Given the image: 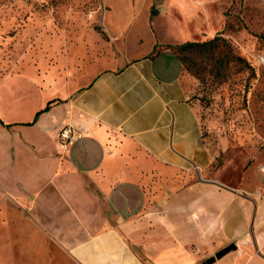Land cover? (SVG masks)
I'll return each instance as SVG.
<instances>
[{"label":"crops","instance_id":"obj_1","mask_svg":"<svg viewBox=\"0 0 264 264\" xmlns=\"http://www.w3.org/2000/svg\"><path fill=\"white\" fill-rule=\"evenodd\" d=\"M165 23L118 68L54 88L52 71L8 76L29 81L34 98L0 105V264H195L224 240L264 264V170L175 189L177 175L204 179L212 157L190 75L171 49L153 51L195 30L188 17Z\"/></svg>","mask_w":264,"mask_h":264},{"label":"rangeland","instance_id":"obj_2","mask_svg":"<svg viewBox=\"0 0 264 264\" xmlns=\"http://www.w3.org/2000/svg\"><path fill=\"white\" fill-rule=\"evenodd\" d=\"M187 1L190 4L173 0H0V105L8 94L33 104L30 82L9 75L35 70L43 78L52 71L46 87L54 88L60 81L66 85L94 66L99 70L122 66L140 55L146 35L157 38V30L167 34V17H188L195 30L188 41L215 36L224 40L214 51L183 52L186 64L182 67L193 81L192 101L212 160L204 179L194 172L177 175L175 189L200 180L218 182L220 175L225 185L216 184L230 187L246 168L264 170V0ZM180 43L157 42L153 51ZM216 58L222 64L219 73L212 68ZM39 87L45 88L41 83ZM160 194L159 201L169 191ZM212 242L213 246L200 250L195 264H203L230 243H236V250L222 257L235 255L234 264H246V251L238 250L244 249L243 243Z\"/></svg>","mask_w":264,"mask_h":264},{"label":"trees","instance_id":"obj_3","mask_svg":"<svg viewBox=\"0 0 264 264\" xmlns=\"http://www.w3.org/2000/svg\"><path fill=\"white\" fill-rule=\"evenodd\" d=\"M220 40L223 41L224 39H222L219 36H215V37H213L209 40H205V41H185V42L180 43L178 45H175V46L169 45L167 47L173 49L174 54L176 55V57L179 59V61L182 63V65L184 67L185 66L184 64H186V59H185V56L183 55L184 51H187V50L197 51V52L214 51L216 48H218V46H219L218 42ZM210 58H212V54H210ZM236 59L238 61L245 62L240 57H236ZM213 67L216 68V72H218V73L221 72L222 64H221V61L219 60V58H216L212 61V68ZM189 70L192 72H195V71H193V69H191V67Z\"/></svg>","mask_w":264,"mask_h":264},{"label":"water","instance_id":"obj_4","mask_svg":"<svg viewBox=\"0 0 264 264\" xmlns=\"http://www.w3.org/2000/svg\"><path fill=\"white\" fill-rule=\"evenodd\" d=\"M236 249V244L235 243H230L223 248L219 249L218 251L215 252L214 256H210L206 258L203 262V264H211L213 263L216 259L221 258L223 255L228 253L231 250Z\"/></svg>","mask_w":264,"mask_h":264},{"label":"built area","instance_id":"obj_5","mask_svg":"<svg viewBox=\"0 0 264 264\" xmlns=\"http://www.w3.org/2000/svg\"><path fill=\"white\" fill-rule=\"evenodd\" d=\"M262 63H264V59H261ZM60 139L62 140L63 144L66 145L70 138L73 136V132L70 128L64 127L59 133Z\"/></svg>","mask_w":264,"mask_h":264}]
</instances>
